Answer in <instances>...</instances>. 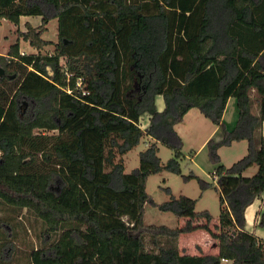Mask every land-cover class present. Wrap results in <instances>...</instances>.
<instances>
[{
	"label": "trees",
	"instance_id": "16d2710c",
	"mask_svg": "<svg viewBox=\"0 0 264 264\" xmlns=\"http://www.w3.org/2000/svg\"><path fill=\"white\" fill-rule=\"evenodd\" d=\"M0 5V18L16 26L22 17L42 19L40 27L27 23L20 32L36 54L20 53L17 43L0 56V66L11 69L0 84L15 83L0 94V205L10 214L0 218V264L20 258L14 240L24 211L52 239L31 250L25 264H264V244L246 230L245 218L264 194V0ZM53 19L56 44L42 38ZM50 45L54 52L44 53ZM158 97L165 102L162 112ZM231 99L238 111L232 130L223 120ZM193 109L222 134L206 144L217 166L212 178L220 194L218 232L208 211H196V200L172 196L157 205L147 193L150 176L181 174L185 157L175 127ZM147 138L152 142L140 153L139 167L126 173L125 157ZM241 141L248 142L247 155L231 167L221 165L219 150ZM159 145L174 153L166 164ZM254 165L258 172L244 176ZM211 186L205 182L202 190ZM147 203L185 225L145 224ZM259 226L264 228V212ZM198 230L219 242L218 256L180 249V237Z\"/></svg>",
	"mask_w": 264,
	"mask_h": 264
},
{
	"label": "rangeland",
	"instance_id": "374dc122",
	"mask_svg": "<svg viewBox=\"0 0 264 264\" xmlns=\"http://www.w3.org/2000/svg\"><path fill=\"white\" fill-rule=\"evenodd\" d=\"M27 23L31 24L34 28H38L42 25V19L39 17H29L28 19L24 18L20 25L16 26L10 21L0 18V56H7L10 48L17 43H20V53H37V51L20 36V32L27 31ZM42 38L53 42L54 44L58 43V21L56 19L51 20L50 23L46 25V31ZM53 52L54 45L47 46L44 50V53L46 54ZM0 69L3 72V75L6 76L11 72V69L7 68L5 65H1ZM14 84L15 83L12 80H7L5 83L0 84V94L2 92L9 93L14 88ZM256 108L258 107L254 105L252 109L256 110ZM237 115L238 111L236 101L233 99L231 105L227 109L225 122L231 124L233 119L236 120ZM147 118V116H144L143 121ZM143 128H145L144 122ZM213 128L214 124L205 118L199 110H191L184 118L183 123L179 124L177 128L180 137L182 138V153L185 157L184 160L181 161V174H174L163 170L150 176L147 181V193L151 197L152 201L157 205L170 201L172 196L175 198L185 196L196 200V211L198 213L208 211L213 217V222L210 224L211 229L218 232L215 223H218L221 213L220 194L217 190V183L212 178V174L216 170L217 166L211 162L208 149L206 148L207 143L204 144ZM148 143V141L147 143L142 142L137 149L133 150L125 157L126 173H132L139 167L140 153L146 150L149 146ZM159 149V158L161 159L162 164H166L173 157L174 153L164 145H159ZM241 149V145L221 148L219 151L221 165L231 167L234 163L238 162L240 156L239 158H236V156L241 152ZM190 176H194V178L187 179V177ZM205 182L211 184L212 186L202 190V184ZM58 187V184H56L55 188ZM7 216L9 217L10 214L6 211V207L0 205V218H6ZM144 221L147 225L166 226L171 229L180 228L185 225L184 219L177 217L174 213L163 212L151 203H147L145 206ZM17 222L20 223L19 227L16 229L18 238L14 241L17 243L16 250L19 249L18 257L20 258L19 260H16V263L25 264L29 261L31 250L41 249L50 245L52 243V239H47L46 235H42L44 224L36 220L35 217L28 214L26 211L18 216ZM204 223V220L199 221L200 225ZM3 226L4 224L0 221V233ZM21 226L26 230V232L22 231ZM24 236L26 237L25 239L27 242L23 240V243H21V239ZM200 236V234L193 236H190V234H188V236L184 235L180 243L181 250L183 249L186 254H196L195 244L202 242ZM20 254H23V256ZM10 261V259H7L4 262L7 264L12 263V261ZM14 261L15 259L13 262Z\"/></svg>",
	"mask_w": 264,
	"mask_h": 264
},
{
	"label": "crops",
	"instance_id": "0c3cea01",
	"mask_svg": "<svg viewBox=\"0 0 264 264\" xmlns=\"http://www.w3.org/2000/svg\"><path fill=\"white\" fill-rule=\"evenodd\" d=\"M29 17H31V16L22 17L21 21L24 18L28 19ZM39 18H41V17H39ZM232 101H233V99L229 100V102H228V105H227V108H226V111H225V114H224V118H223L224 122H225V118H226L227 109L231 105ZM156 104H157V108H158V110L160 112H162L165 109V102H164L162 97H158L157 98ZM255 106L258 107L257 104H255ZM252 112H253L254 115L258 116L259 115V108H256V110L255 109L252 110ZM237 119H238V115H237L236 120L235 119L232 120L231 124L225 122L230 130H232L235 127V125L237 123ZM145 121H144V123H145V128H146L148 126V123H149V118H147ZM178 126L179 125H177L175 127V129H176L177 133L179 134V131L177 130ZM260 133L264 136V123L262 125ZM221 137H222V134H221L220 129L217 126L214 125V128H213L211 134L208 135V137L206 138L204 144L208 143V141L211 138H214L217 141H219V140H221ZM147 141L149 142L148 144H150L152 142V140L150 138H147L144 141V143H147ZM234 145H241L242 146L241 152L236 156V158H239V156H240L239 160H241L244 156L247 155L248 142L247 141L237 142V143H234L233 145H231L230 147H234ZM125 160H126V158H125ZM191 160H193V159H191ZM258 170H259V167L257 165H254L253 167L249 168L244 173V176L253 177L258 172ZM263 212H264V194L260 198L255 200V202L246 209L245 218H246V230L248 232H250L251 234H254L264 244V228L259 226L260 215ZM215 224H216L215 226H219V221H218V223H215ZM196 234H200L201 235L200 239H202V242L195 244V248H196L195 252H196V254L193 255V254L189 253V255H192V256H218L219 255L220 249H219V242L217 240L213 239L207 232L202 231V230H198L196 232H193V233L190 234V236H193V235H196ZM186 235L188 236V234H186ZM183 237H184V235H182L180 237V239H179L180 249H181L180 243H181V239ZM182 251H184V250L182 249ZM188 252H189V250H188ZM222 264H233V262L232 261H228V260H224L222 262Z\"/></svg>",
	"mask_w": 264,
	"mask_h": 264
},
{
	"label": "water",
	"instance_id": "95a60500",
	"mask_svg": "<svg viewBox=\"0 0 264 264\" xmlns=\"http://www.w3.org/2000/svg\"><path fill=\"white\" fill-rule=\"evenodd\" d=\"M3 76V72L1 71V69H0V77H2Z\"/></svg>",
	"mask_w": 264,
	"mask_h": 264
},
{
	"label": "built area",
	"instance_id": "2783aa9c",
	"mask_svg": "<svg viewBox=\"0 0 264 264\" xmlns=\"http://www.w3.org/2000/svg\"><path fill=\"white\" fill-rule=\"evenodd\" d=\"M216 179V178H215Z\"/></svg>",
	"mask_w": 264,
	"mask_h": 264
}]
</instances>
